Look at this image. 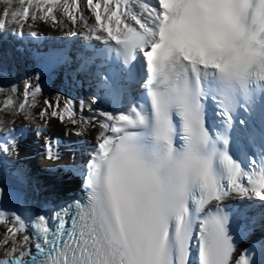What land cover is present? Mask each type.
<instances>
[{
	"label": "snow or ice",
	"instance_id": "snow-or-ice-1",
	"mask_svg": "<svg viewBox=\"0 0 264 264\" xmlns=\"http://www.w3.org/2000/svg\"><path fill=\"white\" fill-rule=\"evenodd\" d=\"M0 2L10 6L13 0ZM18 3L2 15L20 29L29 19L58 24L57 13L73 24L84 21L80 0ZM85 3L95 19L85 23L87 38L115 53L121 76L130 75L137 61L146 70L139 81L146 103L100 111L103 119L87 121L101 130L97 142L83 166L66 169L82 180L86 203L73 200L54 216L33 215L26 200L15 209L0 207V224H10L0 235V264H251L235 255L225 201L258 199L264 227V145L258 160L231 151L238 98L264 94V0ZM101 86L111 93L123 82L106 72ZM29 87L18 106L7 98L0 111L14 108L29 119L28 97L35 101L41 92L39 85ZM209 97L220 101L223 132L206 124ZM50 114L76 123L70 100ZM45 155L60 159L51 143ZM5 192L0 187V197ZM26 227L32 232L21 237Z\"/></svg>",
	"mask_w": 264,
	"mask_h": 264
},
{
	"label": "bare ground",
	"instance_id": "bare-ground-1",
	"mask_svg": "<svg viewBox=\"0 0 264 264\" xmlns=\"http://www.w3.org/2000/svg\"><path fill=\"white\" fill-rule=\"evenodd\" d=\"M17 3L18 0H13ZM132 4H136V0H131ZM4 6H9L7 3L0 2V9ZM81 10L84 16V21H78L73 24L66 16L57 13L60 22L58 24H53L51 21L45 22L42 20H31L24 24V27H35L38 31L47 34L51 38L60 37L66 32H72L78 30L82 38L87 39V26L95 24L94 16L90 9L86 7V3H82ZM94 40V39H92ZM38 73L31 71V69L24 65L22 67L14 68L13 64H1L0 62V104L7 98H12L15 102V106H18L24 100L25 92H30L32 90L29 86L37 85ZM40 83V80H38ZM43 80H41L42 82ZM68 92L61 94L57 84L52 83L48 89H41V92L37 95L35 101L32 100L31 96L28 97L29 107L25 109V112L30 114L29 119H25L24 114H15V110L7 109L0 111V120H3L4 125L9 124L12 121L18 123H27L35 129L33 137H22L16 140L17 147L13 148V142H9L7 145L8 150L0 152V182L5 183L12 179V165L17 161V158L25 156L27 159L31 160L35 150L45 147L46 143L53 144V139L56 137L62 138L67 144L62 146L60 152V159L67 160L69 158L76 157L77 155H82L88 149V145L97 140L100 133L99 126H93V124L87 123V121L92 120L93 117L96 119H103L98 116L100 111L113 112L112 109L99 102L93 103V100L85 93L82 98L78 99L75 106L76 111L74 112V119L76 123H71L67 118L61 121L58 117L51 116V112L54 110L63 111V106L67 100ZM49 101L53 107L47 108L44 103ZM59 104V109L56 105ZM47 108V114L41 116V112ZM114 113V112H113ZM38 128H43L45 130L44 134L36 130ZM34 141L37 143L34 144ZM16 151V152H15ZM16 153V154H15ZM4 158L6 160H4ZM58 161H55V163ZM59 184V185H58ZM71 181L57 182L49 186L50 189L62 191H67L73 187ZM47 187V186H46ZM235 197L231 198L234 199ZM240 205H243L240 202ZM253 219L257 221L255 224L254 233L250 236L259 237L262 236L264 231H261L260 224V214L254 213L251 209ZM4 229L0 227V235L3 234ZM0 250H4L0 248ZM5 251V250H4ZM236 255V253H235Z\"/></svg>",
	"mask_w": 264,
	"mask_h": 264
}]
</instances>
